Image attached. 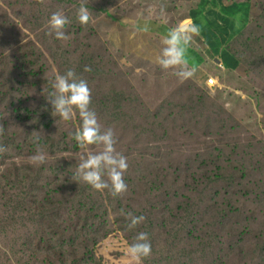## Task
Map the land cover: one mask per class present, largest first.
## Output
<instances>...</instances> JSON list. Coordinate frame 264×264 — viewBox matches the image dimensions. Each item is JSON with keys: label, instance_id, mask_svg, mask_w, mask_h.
<instances>
[{"label": "rangeland", "instance_id": "1", "mask_svg": "<svg viewBox=\"0 0 264 264\" xmlns=\"http://www.w3.org/2000/svg\"><path fill=\"white\" fill-rule=\"evenodd\" d=\"M251 1V23L229 48L240 67L215 72L212 89L209 74L186 65L192 75L180 79L157 63L169 30L191 26L196 0H0V178L17 191L26 163L39 176L24 207L10 189L0 198V264L45 259L40 239L54 242L58 264L56 249L69 252L76 232L89 239L60 264H136L128 247L139 232L151 243L140 264H264V0ZM56 11L70 21L65 41L48 35ZM69 69L87 81L102 131L113 129L127 157L121 196L71 181L88 154L74 139L82 121L53 117L48 102ZM38 146L41 165L30 160ZM51 163L65 171L49 173ZM44 205L50 214L38 218ZM129 212L146 219L129 230Z\"/></svg>", "mask_w": 264, "mask_h": 264}, {"label": "clouds", "instance_id": "2", "mask_svg": "<svg viewBox=\"0 0 264 264\" xmlns=\"http://www.w3.org/2000/svg\"><path fill=\"white\" fill-rule=\"evenodd\" d=\"M45 3V0H38ZM77 19L81 25H87L91 19L88 8L81 6L77 11ZM69 19L62 11L54 12L49 21L48 35H53L59 41H65L69 36L64 31L65 25L69 24ZM181 24L171 29L168 35L162 38L161 55L157 58V63L164 70L174 69L175 75L180 79H187L192 72L187 70L185 54L187 46L192 40L191 34H198V28L187 27ZM178 69V70H177ZM90 69H85L88 71ZM54 91L49 93L48 102L52 107V116L60 120L68 121L78 113L82 124L74 133L76 143L87 151V155L81 157L80 162L71 175V181L80 183L81 181L89 185L97 192L107 190L114 198L127 192V184L124 181L125 173L128 170L127 157L116 150V137L113 129H101L95 111L90 108L91 90L86 80L78 78L76 73L69 69L63 75H57L52 85ZM4 134V128L0 125V136ZM37 139L41 133L33 132ZM89 146H96L99 150L93 151ZM7 148L0 144V153L6 152ZM33 164L41 165L46 161V154L39 146L36 154L30 157ZM130 220L129 230L136 228L146 218L144 216H134L132 213L126 214ZM131 258L140 264L141 258L151 255V243L148 233L139 232L134 243L128 247Z\"/></svg>", "mask_w": 264, "mask_h": 264}, {"label": "crops", "instance_id": "3", "mask_svg": "<svg viewBox=\"0 0 264 264\" xmlns=\"http://www.w3.org/2000/svg\"><path fill=\"white\" fill-rule=\"evenodd\" d=\"M196 5L195 9L203 7L204 10L188 19L199 31L198 34L190 33L193 42L190 41L186 49V65L196 73L209 74L219 83L215 72L228 73L240 67L229 48L240 30L250 25L253 3L251 0H196Z\"/></svg>", "mask_w": 264, "mask_h": 264}, {"label": "trees", "instance_id": "4", "mask_svg": "<svg viewBox=\"0 0 264 264\" xmlns=\"http://www.w3.org/2000/svg\"><path fill=\"white\" fill-rule=\"evenodd\" d=\"M196 6L197 5H195V7L193 9V12H192V14L190 15L189 18H194L196 13L203 12V10H204L203 7H199L197 9H195ZM160 27L161 26L159 24V28ZM154 31H156V30H154ZM206 85H207V82H206ZM37 113L38 112H36V114ZM4 146L7 147L6 145H4ZM84 154H85V152H82V157L84 156ZM23 169L26 171L25 181H24L25 183L22 182L20 184V186L18 187L17 191L14 188L9 187L8 183L3 181L0 178V198L2 199V194H4L7 189H10L11 197L17 202L16 208H18V209L24 207L27 203H29V199H27L28 196H29V192H28L29 189H26L27 183H29L30 185H37V180L39 179L38 175H36L34 178H30L29 177V175H28L29 167H28L27 163L25 164ZM64 171L59 169L58 163H51V165L49 166V169H48L49 173H54V174H57L58 176L61 175ZM42 175L43 174L40 175V181L38 183L39 187H41V185H42V181H41ZM66 183L69 184L67 181H66ZM32 200H33V197H32ZM40 208H41L40 209L41 211L38 212V218H40V214L41 213L50 214L49 211L46 209L45 205L43 207L41 206ZM31 234L34 237V234L33 233H31ZM51 237H54V236H51ZM88 239H89V236L85 232H82V233H77L76 232L74 240H71L69 242L70 243V247L68 249L69 252L64 253L61 249H56L55 248L56 252H57V255H58V261H59L58 264L62 263V259L63 258H67V257L73 255V251H75L76 248H78L79 246L83 247L85 242L88 241ZM77 241H78V243H77ZM35 242H36V246H37L38 250L43 252L46 255V257H45V259H42V258L38 259V261L33 262V264H54V262L52 260V256L50 255V251L51 250H50V248L48 246V244L52 245L54 242L49 241V239H47V242L45 240H42V239H40L38 242L35 240ZM75 244H77V246L76 247H72ZM84 263H85L84 260L80 261V260L75 259L72 264H84ZM28 264H30V263H28Z\"/></svg>", "mask_w": 264, "mask_h": 264}, {"label": "built area", "instance_id": "5", "mask_svg": "<svg viewBox=\"0 0 264 264\" xmlns=\"http://www.w3.org/2000/svg\"><path fill=\"white\" fill-rule=\"evenodd\" d=\"M207 86L209 87V88H217V86H219V83H218V81H217V79L216 78H214V77H210L209 79H208V81H207Z\"/></svg>", "mask_w": 264, "mask_h": 264}]
</instances>
